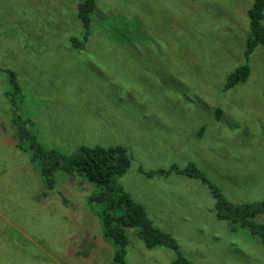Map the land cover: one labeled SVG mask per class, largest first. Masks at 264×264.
<instances>
[{"label": "rangeland", "instance_id": "obj_1", "mask_svg": "<svg viewBox=\"0 0 264 264\" xmlns=\"http://www.w3.org/2000/svg\"><path fill=\"white\" fill-rule=\"evenodd\" d=\"M82 0H0V264H110L99 188L83 174H55L43 190L13 118L43 146L124 145L116 178L152 223L194 264H264V244L219 219L198 178L171 172L192 162L234 204L264 200V41L245 81L224 89L245 61L252 0H95L80 49ZM262 23L264 25V11ZM20 91L10 103L7 73ZM264 224V212L254 217ZM234 227V228H232ZM125 264H170L174 250L147 248L126 229Z\"/></svg>", "mask_w": 264, "mask_h": 264}, {"label": "trees", "instance_id": "obj_2", "mask_svg": "<svg viewBox=\"0 0 264 264\" xmlns=\"http://www.w3.org/2000/svg\"><path fill=\"white\" fill-rule=\"evenodd\" d=\"M95 7V0H82L76 7V17L80 21L81 36H69L73 48L80 49L90 35V14ZM264 0H252L246 14L248 18L249 35L244 46L245 61L237 65L225 78L224 89L246 80L250 67L248 59L253 49L264 41V25L262 23ZM7 73L10 85V103L19 91L13 71L3 69ZM18 138V147L29 154V161L37 169L43 190L55 188V174H83L89 181L99 184V188L88 196V202L98 206V217L102 235L113 247L110 264H125V248L128 244L126 229H135L137 236L147 248L164 246L175 251L176 257L170 264H194L185 259L179 252L174 238L157 228L147 215L144 206L136 201L126 191L116 178L123 175L130 164V158L124 145L108 146L79 145L72 153L64 154L54 148H47L39 143L27 128V122L16 116L13 118ZM185 174L198 178L206 184L214 198V212L219 219L232 222V225L246 227L251 235L257 236L264 244V224L254 222V217L264 212V200L234 204L226 200L220 191L192 163L179 169L171 166L169 169L144 171L146 175L154 173ZM234 228V227H232Z\"/></svg>", "mask_w": 264, "mask_h": 264}]
</instances>
